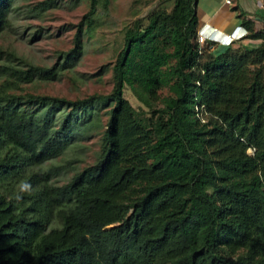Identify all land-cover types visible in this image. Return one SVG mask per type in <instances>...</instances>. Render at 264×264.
<instances>
[{"label":"trees","instance_id":"obj_1","mask_svg":"<svg viewBox=\"0 0 264 264\" xmlns=\"http://www.w3.org/2000/svg\"><path fill=\"white\" fill-rule=\"evenodd\" d=\"M18 1L0 0V36ZM174 1L125 29L109 95L24 87L74 68L111 0H90L60 67L0 50V264H264V29L244 20L261 45L218 51L198 42V0ZM101 109L98 160L55 184L71 162H49Z\"/></svg>","mask_w":264,"mask_h":264},{"label":"rangeland","instance_id":"obj_2","mask_svg":"<svg viewBox=\"0 0 264 264\" xmlns=\"http://www.w3.org/2000/svg\"><path fill=\"white\" fill-rule=\"evenodd\" d=\"M46 1L51 6L47 11L40 15L31 12ZM174 6V0H111L108 9L99 6L98 25L85 36L84 55L77 65L58 80H37L26 85L25 91L70 101L109 95L114 87L113 67L123 48L125 29L134 21L145 19L155 9L170 11ZM89 8L90 0H20L12 12L11 25L0 36V50L13 51L19 58L36 66L60 67L64 60L60 55L73 48L77 26ZM125 97L136 106L131 90L125 91ZM71 111V107L65 109V113ZM95 119L98 127L79 133L73 147L49 162V165L71 162L70 168L54 178L55 184L68 183L76 173L98 160L108 121L107 110H99ZM82 120L84 118L80 116L79 121Z\"/></svg>","mask_w":264,"mask_h":264},{"label":"crops","instance_id":"obj_3","mask_svg":"<svg viewBox=\"0 0 264 264\" xmlns=\"http://www.w3.org/2000/svg\"><path fill=\"white\" fill-rule=\"evenodd\" d=\"M197 15L199 19V32L206 36L215 34L220 40L218 51L233 45L234 48L255 49L261 45L260 40H251L245 35L227 45L231 34H241L244 20L253 21L255 29H264V0H232L228 5L226 0H198ZM246 30V29H245ZM247 31V30H246Z\"/></svg>","mask_w":264,"mask_h":264},{"label":"built area","instance_id":"obj_4","mask_svg":"<svg viewBox=\"0 0 264 264\" xmlns=\"http://www.w3.org/2000/svg\"><path fill=\"white\" fill-rule=\"evenodd\" d=\"M226 3L228 5H230V4H232V0H226ZM245 35H247V31L244 28H242V33L241 34H238V35H235V34L228 35L227 38L230 39V41H229V43L227 45H229L231 42H233L235 40H239V39L243 38ZM198 42L201 45H205L208 42L218 43V42H220V40L215 37V34L206 36L203 33V31H200L198 33Z\"/></svg>","mask_w":264,"mask_h":264},{"label":"clouds","instance_id":"obj_5","mask_svg":"<svg viewBox=\"0 0 264 264\" xmlns=\"http://www.w3.org/2000/svg\"><path fill=\"white\" fill-rule=\"evenodd\" d=\"M30 185H28V184H21L20 185V189H21V191H28L29 189H30Z\"/></svg>","mask_w":264,"mask_h":264}]
</instances>
